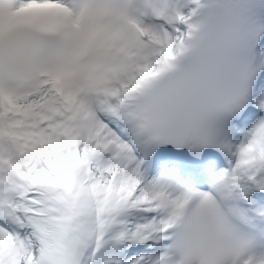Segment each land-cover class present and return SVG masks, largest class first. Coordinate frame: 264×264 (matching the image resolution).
Segmentation results:
<instances>
[{"label":"snow or ice","instance_id":"snow-or-ice-1","mask_svg":"<svg viewBox=\"0 0 264 264\" xmlns=\"http://www.w3.org/2000/svg\"><path fill=\"white\" fill-rule=\"evenodd\" d=\"M0 264H264V0H0Z\"/></svg>","mask_w":264,"mask_h":264}]
</instances>
